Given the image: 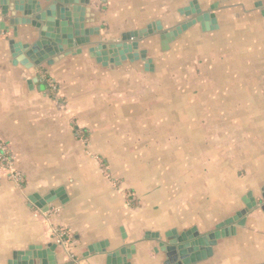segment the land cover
Wrapping results in <instances>:
<instances>
[{"label": "crops", "instance_id": "0c3cea01", "mask_svg": "<svg viewBox=\"0 0 264 264\" xmlns=\"http://www.w3.org/2000/svg\"><path fill=\"white\" fill-rule=\"evenodd\" d=\"M2 5L17 37L0 32V144L23 182L0 171V264H42L30 247L54 264H163L165 234L205 236L260 200L264 0H88L70 11L89 44L33 68L9 41L36 32ZM131 33L125 60L90 55ZM259 206L197 264H264Z\"/></svg>", "mask_w": 264, "mask_h": 264}, {"label": "water", "instance_id": "95a60500", "mask_svg": "<svg viewBox=\"0 0 264 264\" xmlns=\"http://www.w3.org/2000/svg\"><path fill=\"white\" fill-rule=\"evenodd\" d=\"M16 7L22 6V16L25 17L28 25L35 30L37 38L31 44H22L15 42L13 39L9 41V49L12 58V65H21L25 68H33L45 62L48 58L58 55L67 50H74L77 47L88 45L90 36L94 34L92 29L83 30L81 36H75V33L80 32V24H73V13L70 7H75L77 4H87L88 0H45L43 5L39 4L36 0H13ZM0 15L7 16L8 7L2 5L5 0H0ZM12 30L13 38L17 37V28L6 26L4 22L0 21V32ZM136 35L125 34L121 37L119 44L107 48L104 45H97L89 49L91 56L95 52L105 51L109 55L117 54V58L125 60V55L132 51V45L127 41L135 38ZM80 50H76L79 53ZM119 56V57H118ZM36 82V80H31ZM31 82V83H32ZM30 83V82H29ZM30 83V84H31ZM53 197V196H52ZM52 197L47 198L48 201ZM248 200L245 199V208L236 213L233 218L225 220L219 224L215 231L205 236H199L195 229L190 231L176 234L170 232L165 234L167 243H159V248L165 254V261L163 264H197L205 261L212 254V247L221 238L228 237L230 233H234L233 228L227 229L225 227L232 225L234 222L238 226L244 224L246 213L255 209L257 206L264 211V186L260 191V200L257 201L252 198L251 194H247ZM34 202V199H30ZM44 205L43 202H41ZM41 204H36L39 208ZM158 235H146V238L157 237ZM50 252L54 250L53 245H48ZM30 247L25 252L23 260H27L28 256L33 259L42 261V264H54L52 256L48 259L44 258L47 252H39L40 250ZM39 250V251H37ZM91 250V249H90ZM20 254L14 255V262L9 264H16Z\"/></svg>", "mask_w": 264, "mask_h": 264}, {"label": "built area", "instance_id": "2783aa9c", "mask_svg": "<svg viewBox=\"0 0 264 264\" xmlns=\"http://www.w3.org/2000/svg\"><path fill=\"white\" fill-rule=\"evenodd\" d=\"M44 79L47 84L48 91L53 93L56 92L54 84L52 82H49L46 78ZM5 150V147L0 144V171L5 172L6 176L13 181H17L19 183L23 182L21 174L14 168L13 163L10 157L6 154ZM54 234L59 237V239H61L59 242L63 244L65 232L57 230L54 231Z\"/></svg>", "mask_w": 264, "mask_h": 264}]
</instances>
